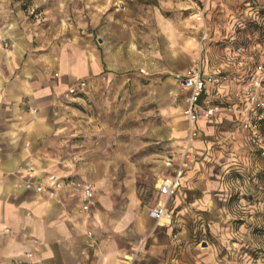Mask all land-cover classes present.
I'll use <instances>...</instances> for the list:
<instances>
[{
    "label": "crops",
    "instance_id": "1",
    "mask_svg": "<svg viewBox=\"0 0 264 264\" xmlns=\"http://www.w3.org/2000/svg\"><path fill=\"white\" fill-rule=\"evenodd\" d=\"M255 3L264 14V0ZM24 4L0 0V264H185L176 238L218 194L207 171L229 153L251 155L243 123L253 115L232 76L264 60L255 27L264 16L244 0ZM32 4L41 5L40 19L29 15ZM240 45L258 47V56L238 53ZM200 46L203 72L226 76L206 84L200 103L232 109L199 115L195 147L213 163L190 164L156 220L148 209L165 197L155 181L175 173L189 125L177 75ZM81 80L86 86L65 99ZM51 173L62 183L55 195L47 192ZM27 181L45 189H27ZM87 183L95 204L85 212Z\"/></svg>",
    "mask_w": 264,
    "mask_h": 264
},
{
    "label": "rangeland",
    "instance_id": "2",
    "mask_svg": "<svg viewBox=\"0 0 264 264\" xmlns=\"http://www.w3.org/2000/svg\"><path fill=\"white\" fill-rule=\"evenodd\" d=\"M32 1L36 0H23L25 6ZM41 10L40 4H32L28 11L30 16L40 19ZM257 15L264 16L261 9ZM255 27L260 30L257 40H264V32L261 31L264 29V20L258 19ZM199 53L200 48L191 57L190 65ZM86 84L85 80H81L78 85H74V94L66 97L64 92L63 97L70 100L78 93V86L85 87ZM258 118L262 120L259 121ZM254 121L261 123L259 126L258 122L257 126L264 132V109H259L258 116L252 118L253 123ZM191 126L189 122L184 141L177 151L175 164L176 169L185 165L184 177L190 164L195 165L198 162L199 165L208 167L213 163L207 160L202 162L205 156L195 147L198 133L192 137ZM189 142L193 155L184 158L182 151ZM249 142L253 147L250 150L251 155L238 156L229 153L224 161L218 160L214 163V171H207L218 180V194L215 195V205L210 212L195 216L186 224L185 236L178 234L176 238L174 250L179 256L186 254L185 264H264V153L251 142L250 137ZM160 178L162 177L156 179L155 187ZM160 200L163 197L157 198L155 203ZM89 208L82 207L85 212Z\"/></svg>",
    "mask_w": 264,
    "mask_h": 264
},
{
    "label": "built area",
    "instance_id": "3",
    "mask_svg": "<svg viewBox=\"0 0 264 264\" xmlns=\"http://www.w3.org/2000/svg\"><path fill=\"white\" fill-rule=\"evenodd\" d=\"M244 7L251 10L255 15L259 14L260 7L255 0H244ZM205 15V8L200 7L198 14L196 15L197 19L203 20ZM208 34L204 31L200 35V43H203L207 40ZM237 52L243 55H253L258 56L259 51L258 47L254 46L252 50L246 51L243 46L237 47ZM200 51L196 57L193 58L192 64L182 73L177 75L179 85L187 91L186 98V107L184 109L185 114L189 118V122L192 124L190 128L191 136L196 135L195 123L199 115L205 117H212L216 112L226 108L231 110L232 108L227 106L224 107L221 104L208 103L207 105H202L200 99L203 95L204 89L208 82L221 83L226 76L225 75H209L203 72V59H202V47L200 46ZM142 71H144L142 69ZM233 79L241 80L244 84L243 94L247 99L248 105L251 107L253 118L258 116L259 109H264V60H259L256 62L254 68L238 76H232ZM85 85L84 82L81 83ZM76 92L74 86L67 89L65 96L69 97L70 95ZM243 128L248 130L250 133L251 142L262 149L264 153V132H261L257 124L246 121L243 123ZM184 158H190L192 153V147L190 142L186 144L184 150L182 151ZM185 165H180L175 170L173 175L164 176L159 179L157 183V188L159 192L165 197V199L158 201L148 209V215L156 220H159L163 217L168 211V200L169 198L177 191L179 186L183 183ZM32 173V172H31ZM48 180L51 184L47 188L49 195H55L58 188L62 186L61 181L57 178L54 173L48 175ZM24 187L27 189H35L36 191H43L45 187L40 183L25 182ZM81 203L84 209L89 208L95 204L94 199V190L91 183H87L82 187L81 190Z\"/></svg>",
    "mask_w": 264,
    "mask_h": 264
},
{
    "label": "trees",
    "instance_id": "4",
    "mask_svg": "<svg viewBox=\"0 0 264 264\" xmlns=\"http://www.w3.org/2000/svg\"><path fill=\"white\" fill-rule=\"evenodd\" d=\"M257 120L261 121L262 119H261V118H258ZM259 121H258V122H259ZM254 122H255L256 124L258 123V122H256V121H254ZM258 124H259V126H261V123H260V122H259Z\"/></svg>",
    "mask_w": 264,
    "mask_h": 264
}]
</instances>
